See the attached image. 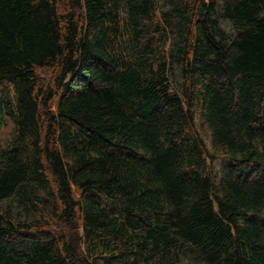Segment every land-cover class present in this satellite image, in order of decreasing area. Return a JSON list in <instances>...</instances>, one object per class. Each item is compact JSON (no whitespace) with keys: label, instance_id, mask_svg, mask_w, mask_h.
Segmentation results:
<instances>
[{"label":"trees","instance_id":"16d2710c","mask_svg":"<svg viewBox=\"0 0 264 264\" xmlns=\"http://www.w3.org/2000/svg\"><path fill=\"white\" fill-rule=\"evenodd\" d=\"M8 124L0 264H264V0H0Z\"/></svg>","mask_w":264,"mask_h":264},{"label":"rangeland","instance_id":"374dc122","mask_svg":"<svg viewBox=\"0 0 264 264\" xmlns=\"http://www.w3.org/2000/svg\"><path fill=\"white\" fill-rule=\"evenodd\" d=\"M40 75L42 76H49V73L46 72V71H39L38 72ZM48 73V74H47ZM10 133H11V126L10 124H8L7 126H5L2 130H1V133H0V139L1 140H4L6 139V137H9L10 136Z\"/></svg>","mask_w":264,"mask_h":264}]
</instances>
